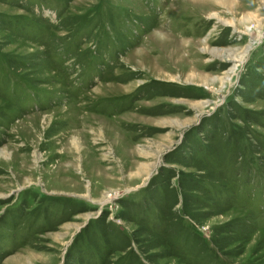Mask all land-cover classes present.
I'll return each mask as SVG.
<instances>
[{"label":"rangeland","instance_id":"1","mask_svg":"<svg viewBox=\"0 0 264 264\" xmlns=\"http://www.w3.org/2000/svg\"><path fill=\"white\" fill-rule=\"evenodd\" d=\"M0 264H264V0H0Z\"/></svg>","mask_w":264,"mask_h":264}]
</instances>
